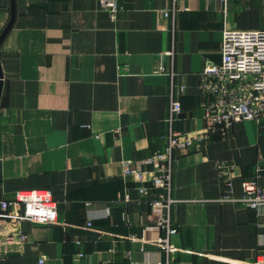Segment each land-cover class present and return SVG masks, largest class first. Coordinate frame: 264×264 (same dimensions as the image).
<instances>
[{"label": "crops", "instance_id": "1", "mask_svg": "<svg viewBox=\"0 0 264 264\" xmlns=\"http://www.w3.org/2000/svg\"><path fill=\"white\" fill-rule=\"evenodd\" d=\"M100 1L0 0V36L11 23L0 43V202L42 189L58 212L55 225L2 221L0 264L264 260V208L224 199H240L244 181L264 188V117L172 153L168 227L152 230L150 174H123L162 152L170 131L202 134L204 61L220 64L224 31L264 29V0H117L114 19Z\"/></svg>", "mask_w": 264, "mask_h": 264}, {"label": "built area", "instance_id": "2", "mask_svg": "<svg viewBox=\"0 0 264 264\" xmlns=\"http://www.w3.org/2000/svg\"><path fill=\"white\" fill-rule=\"evenodd\" d=\"M100 4L113 19L120 10L117 0H101ZM163 15L167 17L168 11L164 10ZM220 53V64L205 60L200 74L199 92L205 99L202 104V134L195 138L170 131L162 152H156L143 161L125 162L123 165L125 176H133L141 182L145 180L146 174H150L152 187L160 191L158 198L150 202L155 223L152 230L168 227L165 214L170 205L176 202L169 195L175 162L172 153L188 152L197 141H204L215 132L227 135L235 123L264 117V29L224 31ZM180 113V103L173 100L171 114L178 116ZM145 166H150L149 173L144 170ZM217 168L221 174H225L224 166L219 165ZM224 183L227 188H231L229 173ZM242 187L244 195L240 199L228 196L224 199L239 201L250 208H264V188L258 187L254 181H244ZM139 192L144 196L147 190L141 185ZM17 206L22 209L20 212L15 211ZM8 219L17 224L33 221L55 225L58 219L57 203L47 190L18 191L14 200L0 202V223ZM174 231L171 229V232ZM152 242L160 244L163 240L155 237ZM253 264H264V260L259 259Z\"/></svg>", "mask_w": 264, "mask_h": 264}, {"label": "water", "instance_id": "3", "mask_svg": "<svg viewBox=\"0 0 264 264\" xmlns=\"http://www.w3.org/2000/svg\"><path fill=\"white\" fill-rule=\"evenodd\" d=\"M11 27V23H9L7 25V27L4 29V31L2 32L1 36H0V43L2 42L3 38L5 37L6 33L8 32L9 28ZM2 71H1V67H0V94H1V87H2Z\"/></svg>", "mask_w": 264, "mask_h": 264}]
</instances>
